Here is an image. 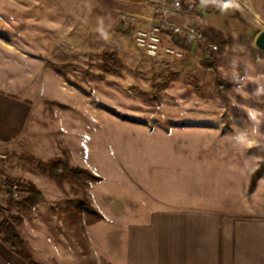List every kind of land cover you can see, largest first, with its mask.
Wrapping results in <instances>:
<instances>
[{"label":"rangeland","instance_id":"374dc122","mask_svg":"<svg viewBox=\"0 0 264 264\" xmlns=\"http://www.w3.org/2000/svg\"><path fill=\"white\" fill-rule=\"evenodd\" d=\"M193 1L210 35L206 19L222 2ZM123 4L0 0V88L21 100L10 109L32 111L25 145L33 146V134L40 145L49 138L54 146L53 154L42 160L17 153L15 140L11 145L0 142V171L18 186L13 192L0 191V207L26 222L35 216L65 220L56 236L65 250L82 245L77 264H111L112 242L118 237L122 242L126 230L113 229V180L121 174L127 179L128 163L142 156L145 141L202 143L225 134L248 135L256 142L260 164L264 162V68L254 67L262 61L252 57L253 49L261 54L254 40L237 39L226 65H218L221 50L209 54L193 48L181 60L147 58L137 50L132 29L119 22ZM204 62L214 64L215 72L205 69ZM253 112L255 120L249 115ZM155 119L161 126L147 137V120ZM49 162L87 169L99 180L71 170L65 178H52L41 168ZM127 184L123 181L125 189ZM32 185L45 201L39 212H23L17 204ZM77 199H86L96 213L69 204ZM122 215L126 219V212L116 213Z\"/></svg>","mask_w":264,"mask_h":264},{"label":"crops","instance_id":"0c3cea01","mask_svg":"<svg viewBox=\"0 0 264 264\" xmlns=\"http://www.w3.org/2000/svg\"><path fill=\"white\" fill-rule=\"evenodd\" d=\"M122 2L125 10L139 4L138 0ZM221 2L219 11L206 19L209 28L227 41L219 66L226 65L237 39L255 42L264 31V0ZM260 51H252L253 59L262 60L254 67L264 68V51ZM18 101L11 90L0 88V142L11 145L15 140L17 153L47 160L54 148L49 138L40 145V137L32 134L33 146L24 143L32 111L22 106L18 110L9 108ZM159 123L147 120V137L158 132L154 126H161ZM255 143L248 135L226 134L202 143L145 141L142 156L128 163L127 179L121 174L113 180V229L126 230L122 242L118 236L112 242L111 264H264V178L250 191L252 173L261 162ZM40 209L42 204L35 213ZM62 210L67 213L65 207ZM125 212L126 219L116 216ZM33 218V222L24 219L27 226L19 232L35 262H80L82 245L65 250L63 239L56 236L57 227H66L65 220ZM28 223L32 227L26 234ZM0 264L30 263L0 240Z\"/></svg>","mask_w":264,"mask_h":264},{"label":"built area","instance_id":"2783aa9c","mask_svg":"<svg viewBox=\"0 0 264 264\" xmlns=\"http://www.w3.org/2000/svg\"><path fill=\"white\" fill-rule=\"evenodd\" d=\"M133 10H122L119 22L132 29L137 50L147 58L184 59L189 49L218 54L219 45L198 20L193 0H138ZM221 1V0H217ZM186 17H190L186 20ZM16 188V185L13 186Z\"/></svg>","mask_w":264,"mask_h":264},{"label":"trees","instance_id":"16d2710c","mask_svg":"<svg viewBox=\"0 0 264 264\" xmlns=\"http://www.w3.org/2000/svg\"><path fill=\"white\" fill-rule=\"evenodd\" d=\"M211 40L219 45L222 53V49L227 46V41L223 36L215 31H210ZM203 67L207 70H212L215 72V66L212 63L204 62ZM43 171L47 173L50 177L55 179H62L67 176V173L71 170L77 175H87L93 180H99L98 177L94 176L87 169L76 167L69 168L67 163L63 162H49L45 166H41ZM5 177V180L1 183V178ZM260 178H264V162H262L259 167L252 173L250 191H254L257 181ZM13 182L10 178L5 176L3 172L0 171V191L2 189L11 188L13 189ZM16 187H18L16 185ZM26 193V198L17 204L18 208L23 212H32L37 206L45 201L44 195L32 185L24 189ZM69 204H76L79 208L86 209L89 212L96 213L93 206H91L86 199L73 200ZM25 224V220L21 215L7 214L5 208L0 207V240L15 254L28 261L30 264H39L35 262L27 249V242L21 236L19 229Z\"/></svg>","mask_w":264,"mask_h":264},{"label":"water","instance_id":"95a60500","mask_svg":"<svg viewBox=\"0 0 264 264\" xmlns=\"http://www.w3.org/2000/svg\"><path fill=\"white\" fill-rule=\"evenodd\" d=\"M255 45L262 51H264V31L260 32L256 39H255ZM7 192H13L12 189H7Z\"/></svg>","mask_w":264,"mask_h":264},{"label":"clouds","instance_id":"9594fccd","mask_svg":"<svg viewBox=\"0 0 264 264\" xmlns=\"http://www.w3.org/2000/svg\"><path fill=\"white\" fill-rule=\"evenodd\" d=\"M209 0H202V3H208ZM101 31V35L104 36L105 38H107V34L105 32H103V30H100ZM261 91H264V90H261ZM251 119L255 120L256 119V114L253 112V113H249ZM238 140H241L242 138L238 137L237 138Z\"/></svg>","mask_w":264,"mask_h":264}]
</instances>
